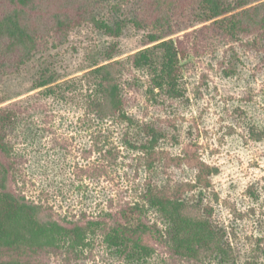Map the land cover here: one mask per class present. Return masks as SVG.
Segmentation results:
<instances>
[{
    "label": "rangeland",
    "instance_id": "rangeland-1",
    "mask_svg": "<svg viewBox=\"0 0 264 264\" xmlns=\"http://www.w3.org/2000/svg\"><path fill=\"white\" fill-rule=\"evenodd\" d=\"M139 7L137 2L87 6L111 27L122 23L118 37L86 19L59 30L46 25L37 37V51L19 69L10 68L11 64L0 58V108H23L31 101L27 114L35 116L37 131L45 130L25 147L32 155L23 162L29 179H17L15 190L45 205L56 219L83 215L102 219L141 202L149 185L162 187L170 181L166 193L181 195L179 199L196 206L225 233L234 264H264L262 57L248 51L245 54L238 46L240 58L229 57L220 41L210 40V31H202L210 25L203 22L204 9L188 8L171 21L175 35L166 38L180 40L188 48V56L181 61L183 96L173 100L158 95L157 102L152 103L145 95L148 74L133 70L129 64L134 55L153 46L146 45L149 35L159 33L133 25L140 16ZM111 62L123 64L120 69L130 115L137 123L151 124L165 135L159 150L176 156L188 143L201 147V156L213 168L209 189H199L194 174L173 165L165 170L161 163L162 170L159 164L156 172L148 169L140 152L125 143L126 137L134 142L135 135L125 136L117 124L83 123L96 92L89 73L95 66ZM50 79L53 84L36 88ZM48 87H56V94L45 97ZM143 220L165 234L164 221L155 211H148ZM105 223L114 225L108 217ZM158 250V257L149 264H192L173 258L163 245ZM43 261L126 264L101 245L83 254L48 253Z\"/></svg>",
    "mask_w": 264,
    "mask_h": 264
},
{
    "label": "trees",
    "instance_id": "trees-1",
    "mask_svg": "<svg viewBox=\"0 0 264 264\" xmlns=\"http://www.w3.org/2000/svg\"><path fill=\"white\" fill-rule=\"evenodd\" d=\"M107 2L140 3V16L132 21L133 25L159 30L148 37L146 45L153 46L134 55L129 63L133 70L148 74L145 95L152 103L157 102L158 95L173 100L183 96L181 61L188 56V48L180 40L166 38L175 35L171 21L188 8L204 9L203 22L210 25L202 31H210V40L220 41L229 57L240 58L241 49L245 54L248 51L261 56L264 63V0H0V58L11 64L10 68L19 69L37 51V37L46 25L59 30L86 19L106 34L120 36L122 23L111 27L87 10L92 3ZM121 65L111 62L95 66L89 73L96 92L83 123L117 124L125 136L135 135V143L127 137L125 143L140 152L148 169L154 168L156 172L159 164L162 170L161 163L165 170L173 165L194 174L196 187L209 189L213 168L201 156L198 144L188 143L178 155L170 156L167 151L159 150L165 135L151 124L137 123L130 115ZM51 80L39 83L36 88L53 84ZM56 90L48 87L43 94L53 96ZM30 105L31 101L23 108H10V105L0 108V264H44L43 258L48 253L83 254L98 245L123 258L126 264H149L158 257L161 245L173 258L192 264L232 262V249L225 233L196 206L179 199L181 195L166 193L170 181L162 187L149 185L141 195V202L102 219H89L85 215L56 219L45 205L16 191L17 179H29L23 162L32 155L25 147H30L45 132L42 128L35 129V116L27 114ZM150 210L164 221V235L144 222L143 215ZM107 217L114 225L105 223Z\"/></svg>",
    "mask_w": 264,
    "mask_h": 264
}]
</instances>
